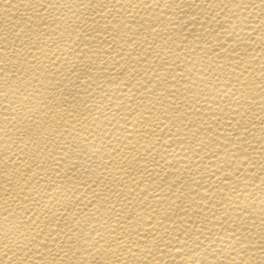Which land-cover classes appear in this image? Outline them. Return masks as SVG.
Here are the masks:
<instances>
[{"label": "bare ground", "instance_id": "1", "mask_svg": "<svg viewBox=\"0 0 264 264\" xmlns=\"http://www.w3.org/2000/svg\"><path fill=\"white\" fill-rule=\"evenodd\" d=\"M0 264H264V0H0Z\"/></svg>", "mask_w": 264, "mask_h": 264}]
</instances>
